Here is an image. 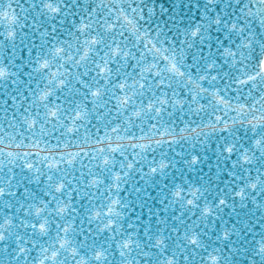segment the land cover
<instances>
[{
	"label": "snow or ice",
	"instance_id": "1",
	"mask_svg": "<svg viewBox=\"0 0 264 264\" xmlns=\"http://www.w3.org/2000/svg\"><path fill=\"white\" fill-rule=\"evenodd\" d=\"M0 264H264V0H0Z\"/></svg>",
	"mask_w": 264,
	"mask_h": 264
}]
</instances>
